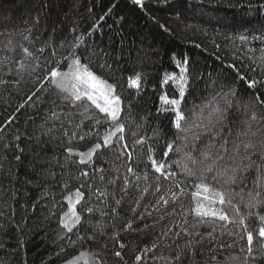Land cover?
<instances>
[{"label":"trees","instance_id":"obj_1","mask_svg":"<svg viewBox=\"0 0 264 264\" xmlns=\"http://www.w3.org/2000/svg\"><path fill=\"white\" fill-rule=\"evenodd\" d=\"M262 5L264 0H203V3L192 0L183 7L176 0H145L143 8L133 5L131 0H0V49H3L0 50V81H4L0 83V127L3 128L0 131V225H3L0 227V264H66L81 253L89 264H173L170 258L177 251L183 257L175 264H205L216 247L215 242L209 243L208 237L216 224L210 217L198 220L190 212L194 206L191 193L195 191L191 184L185 180L182 186L186 191L172 204L169 189L179 192L174 184L184 177L160 178L161 190L156 192L157 174L150 172L147 181H136L126 171L127 157L116 158L119 153L115 146H102L93 156L91 169L80 165L77 152H87L97 142L102 144L107 125H96L95 119L97 116L102 119L103 114L91 109L95 113L93 119L84 120L86 126L76 129L69 120L79 123L83 118L78 113L83 109L65 106L57 90L48 84L44 85L46 93L43 89L37 92V81L43 76L44 59H51L53 45L61 52L74 43L81 44L75 37L83 36L84 46L102 49L106 55L94 58V70L111 82L114 78L109 76V70L99 68L107 59L120 78L117 90L124 102L121 118L125 121L127 143L131 147L135 139L149 138L148 143L136 146L133 152L135 168L136 160H147L149 144L158 146L162 152L166 142L174 141V146L183 143V133L177 136L174 125L169 123V118L175 119L174 113L160 99L162 95L179 98L178 81H171L170 76L179 75L175 61L182 58L189 61L190 72L195 70L186 92V103L182 101L189 117L209 104L213 95L220 93L221 85L225 91L235 87L238 99L233 103L239 107L229 110L219 135L204 134L196 141L198 149L207 148L209 143L219 149L227 139L231 150L234 144L249 138L243 135L247 131L244 121L249 118L243 105L251 101L253 94L264 98V51H261L264 40L252 38L264 32ZM94 24L100 26L89 36ZM54 31L59 35L51 40ZM22 33L33 43L24 40ZM241 35L248 37L246 42L239 40ZM9 36L13 43L4 48V38ZM21 44L29 48L31 56L21 50ZM40 47L45 48L43 56L37 51ZM36 57L41 59L37 61ZM22 65L21 78L17 71ZM34 68L36 71H32ZM137 72L142 74L139 91L129 89L126 84ZM212 80L217 83L213 85ZM253 81L260 83L249 88ZM33 92L36 96L43 93V102L36 106L27 101ZM216 99L220 96L216 95ZM22 104L24 107L19 108ZM53 108L75 115L68 119L61 115L58 121L49 119ZM257 112L264 113V109L258 108ZM141 124L143 127H138ZM49 129L53 131L42 134ZM154 129H159L157 135H153ZM253 130L257 132L254 138L257 142L264 138V119L253 122ZM73 131L77 133L76 138H72ZM132 132H138L139 137H133ZM81 135L83 140L79 139ZM17 136L19 140L15 139ZM67 148L73 149L71 156ZM231 154L229 151L221 163H230ZM171 157L168 163L180 158L175 152ZM100 168L104 169L102 173L93 171ZM139 168L143 170L144 163ZM82 170L89 171V177L81 176ZM176 171L179 173L178 168ZM248 176L247 187L251 189L255 170ZM125 177L129 180L127 193L122 191ZM147 185H151L149 191L142 194L140 189ZM77 188L85 194V199L75 206L82 217L79 236L83 239L67 234L71 237L69 240L61 238L65 233L59 227V220L69 210L68 197L74 200ZM97 188L107 193L106 200L104 196L97 198ZM161 197L169 199L167 209L157 206ZM89 206L94 208L93 214L85 211ZM238 207L242 214H247L242 205ZM112 208L117 209L115 214ZM252 211L261 213L260 208ZM101 212L108 215L102 217ZM147 212H151L150 217L139 218ZM100 223L105 225L103 230L95 227ZM228 227L232 231L240 230L239 225ZM182 228L204 234L203 244L193 253L188 252L185 244L201 237L181 233L176 238L174 234ZM169 229L171 232L165 236ZM214 235H221L219 228ZM232 240L231 235L225 234L221 242L230 244ZM116 251L121 252L120 257L115 256ZM137 255L142 257L139 262L135 259Z\"/></svg>","mask_w":264,"mask_h":264},{"label":"snow or ice","instance_id":"obj_2","mask_svg":"<svg viewBox=\"0 0 264 264\" xmlns=\"http://www.w3.org/2000/svg\"><path fill=\"white\" fill-rule=\"evenodd\" d=\"M145 0H131V3L140 8L144 7ZM192 0H176L178 5L190 4ZM203 3V0H199ZM264 6V5H262ZM180 8H177L179 11ZM104 17H100V21H103ZM99 24H94L93 28L89 31V36L95 29L99 28ZM2 35V34H0ZM24 40L29 43H33L29 39V36L21 34ZM59 34L55 31L50 37L51 40H55ZM254 40H264V32L259 37L253 36ZM39 39V37H37ZM76 40L81 41V44H73L66 48L64 51L58 52L53 45L51 59L45 58L43 63V76L38 78L36 91L39 92L41 89L44 93L47 89L44 87L45 84L50 85L52 88L57 90V93L61 96L62 103L72 108H82L83 111L78 113L83 119L76 123L74 120H69V123L74 128L79 129L84 125V120H92L95 113L91 109L98 110L99 113L103 114V118L96 117L95 124L100 125L106 123L107 127L102 136V144L97 142L94 147L87 152H77L76 155L79 157L78 163L80 165H87L89 169L92 168L93 156L97 154V151L103 147L107 148L115 146L116 151L119 155L117 159H121L126 156L128 164L126 169L127 173L134 176L136 181L141 179L147 181L149 179V173H155L157 187L156 192H160L159 179L163 180H174L177 175L183 176L184 180L177 181L174 184L175 189L179 192L169 189L173 199L172 204H175L179 195L183 194L186 189L184 185L185 180L188 181L191 186L195 189L191 193L194 206L190 209V212L194 214V218L203 220V218L210 217L212 222L216 224V227L212 228V231L208 233L210 237L209 243H216V247L212 249L210 257L205 261V264H261L264 262V138H261L258 142L254 139L257 136V132L253 130V122L264 119V113H258L257 109H264V98L257 97L255 94L252 95L251 101L243 105V110L249 115V118L244 121L247 125V131L243 133L248 139L241 140L240 143L234 144L230 150L228 140L224 139L220 144L219 149H216L214 143H209L207 148L198 149L196 141L204 134H210L211 137L219 135L221 128L225 125L229 110L233 107H239L234 105V99H238L235 87L229 88L227 91L224 90V86H220V93L216 95L220 96V99H216V95H213L212 101L201 107L199 112L194 113L193 117L186 115L182 108V101L186 103L185 97L188 88L191 86V76L194 73V69L190 72L189 61L177 59L175 61L176 69L179 70V75L173 73L170 76L171 81H178V92L179 98H169L168 95H162L160 97L161 102L168 106V110L174 113L175 119L169 118L170 125H174L176 129V135L183 133V143L179 146H174L175 142H166L164 145V151H160L159 147H152L150 144L147 147V160L141 161L136 160L137 167L132 166L133 152L136 146L148 143L149 138H137L133 141L131 147L126 141V126L125 121L122 120L121 115L124 111V102L121 99V93L118 92L119 77L116 75V71L113 70L112 65L108 63L107 59L99 65L100 69H108L109 76L113 77L111 82L109 78L102 77L94 70V58L106 55L103 50H97L94 46H84L85 38L83 36L75 37ZM247 36L241 35L240 41L246 42ZM4 48H8L12 45L13 41L11 36L4 38ZM63 48V43L60 44ZM83 47V51L81 48ZM21 50L28 56H31L29 48L24 45H20ZM3 50V49H0ZM38 52L43 56L45 52L44 47L37 49ZM261 51H264L262 49ZM37 61L41 57H36ZM2 63V61H0ZM41 67V65H37ZM24 71V66L17 71V75L21 76ZM36 71V69H32ZM203 74H201L202 78ZM165 84H169V80L163 81ZM4 83V81H0ZM217 82L212 80V84L215 85ZM259 81H253L248 85L249 88H254ZM129 89L139 91L142 87V74L137 72L133 76H130L126 81ZM36 92H33L27 97V101H32L31 106H36L38 103L43 102V93L41 96H36ZM131 103V102H129ZM53 104L55 102L53 101ZM24 105H20L19 108H23ZM19 110V109H17ZM61 115L68 119L73 117L75 114L71 111L67 113L57 112L55 108L50 112L49 119L60 120ZM7 123H11L9 120ZM63 127V123H61ZM138 127H143V124ZM0 131L3 128L0 127ZM53 129H49L47 135L51 133ZM159 129L153 130V135H157ZM67 131L65 135L67 136ZM76 131L72 132V138H76ZM133 137H139L138 132H132ZM19 140L20 137H15ZM79 139L83 140L84 136H79ZM241 146L243 151H241ZM7 147V145H5ZM215 149V151H213ZM69 156L73 154L72 148L66 149ZM231 151V156L228 159L231 161L227 164H222L221 161L225 160L227 153ZM175 152L179 154L178 160H172V163H168L172 159L171 154ZM253 157H256L255 159ZM19 156L15 159L19 160ZM144 163V169L140 170L139 164ZM179 169L177 173L176 169ZM255 170L256 177L252 179L253 187L249 189L247 182L249 180L248 173ZM2 171V169H0ZM93 171L103 172L104 169H95ZM81 176L89 177V171L82 170ZM100 180H104V176H100ZM129 180L125 177V184L122 191L127 193ZM84 185H81V188ZM151 185H147L140 189L142 194H146L149 191ZM91 189V185L89 186ZM97 198L104 196L107 199V193L101 192L100 189H96ZM73 197H68L69 210L59 220V227L64 230L65 236L61 238L71 239L67 234L77 235V239H83L79 236V228L82 223L81 215L76 211V205H79L82 200L85 199V194L77 188L73 193ZM115 199V197H113ZM104 203V201H101ZM116 204L119 205L120 201L117 200ZM157 206H162L165 209L168 208L170 201L161 197L156 202ZM242 205L243 208L247 209V214H242V209L238 207ZM155 207V206H154ZM260 208L261 213L257 214L252 209ZM89 214L94 213V208L89 206L85 209ZM112 213L115 214L117 209L112 208ZM136 209H133L135 212ZM171 214V213H170ZM107 212H101V216H107ZM151 216V212L142 213L140 219ZM187 224V220H185ZM239 225V231H232L229 229V225ZM3 227V225H0ZM97 229L103 230L105 225L103 223L95 226ZM147 227V225H146ZM220 229L221 235L215 236L214 233ZM171 232L169 229L164 233L167 236ZM181 233L191 236L201 237L200 240L195 242L188 241L185 244L189 253H193L195 248L204 242V234L200 232H190L188 228H182L180 232H176L174 235L176 238H180ZM228 234L233 237L232 243H222V236ZM74 245L75 242L73 241ZM124 247L123 244L120 245ZM171 248V245H168ZM239 248V251H237ZM147 251V249L145 250ZM116 257L121 256L120 251L115 252ZM183 254L177 251L174 257H171L173 264L182 259ZM136 261L139 262L142 257L136 256ZM89 264L85 259V254L81 253L80 256H74L72 260L66 261V264ZM103 264V262H101ZM191 264V262H190Z\"/></svg>","mask_w":264,"mask_h":264}]
</instances>
